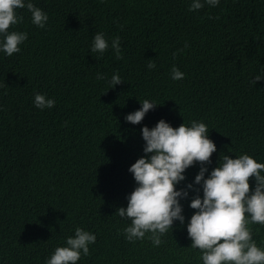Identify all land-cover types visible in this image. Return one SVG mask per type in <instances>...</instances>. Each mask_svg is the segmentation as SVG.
<instances>
[{
  "label": "trees",
  "instance_id": "1",
  "mask_svg": "<svg viewBox=\"0 0 264 264\" xmlns=\"http://www.w3.org/2000/svg\"><path fill=\"white\" fill-rule=\"evenodd\" d=\"M31 2L48 15L45 27L17 9L23 22L9 31L28 38L11 57L0 51V264H46L77 227L96 242L76 264H203L187 232L191 200L203 197L194 184L199 163L176 186L193 184L180 200L184 224L174 221L160 246L150 233L129 242L123 229L131 221L115 213L137 187L129 168L145 156L141 129L162 119L173 128L193 120L207 126L217 151L205 178L223 155L264 163V0L216 7L201 0L197 11H189L193 0ZM99 32L109 43L103 55L91 52ZM173 66L182 80L171 78ZM113 74L123 81L114 88ZM256 76L262 81L253 83ZM37 93L55 106L36 108ZM145 99L157 107L140 124L127 123ZM249 184L251 192L254 178ZM247 227L264 248V226Z\"/></svg>",
  "mask_w": 264,
  "mask_h": 264
},
{
  "label": "clouds",
  "instance_id": "2",
  "mask_svg": "<svg viewBox=\"0 0 264 264\" xmlns=\"http://www.w3.org/2000/svg\"><path fill=\"white\" fill-rule=\"evenodd\" d=\"M220 0H205L212 7L219 5ZM204 7L201 0H193L189 11ZM27 9L31 13L32 23L44 28L48 15L35 7L31 0H0V51L7 56L20 52V47L27 40V33L9 31L10 26L23 22L17 9ZM187 47V44L185 45ZM109 48L104 33H95L91 52L103 55ZM111 48L116 59H122L120 37L112 39ZM177 53H173V57ZM149 70L156 67L154 60L147 64ZM105 77L97 73V79ZM173 80H182L184 74L175 66L171 69ZM256 76L253 83L260 82ZM123 83L119 74H113L110 84L113 88ZM140 110L125 117L127 123L137 125L145 114L157 105L145 99ZM34 106L38 109H51L55 106L53 99L42 94H35ZM145 141V156L139 158L130 168L137 187L127 197V207L119 208L115 214L131 221L123 229L129 242L148 239L154 247L160 246L161 239L173 226L174 221L184 224L181 199L188 197V190H176V186L186 177L183 173L195 163L201 165L195 176L194 184L201 185L203 197L196 195L190 203L195 210L187 225L188 236L192 241L191 248L199 249L203 264H264V248L258 247L252 237L248 224L264 226V163H258L247 154L235 159L229 155L219 158V165L205 178L208 171L204 165L210 164V157L217 151L215 143L208 138V129L203 122L195 120L190 126L183 123L178 128L171 127L163 119L151 130L145 126L141 129ZM250 178L255 180V188L250 192ZM198 192L199 189H196ZM96 242L91 232L77 227L74 236L66 239V246L57 247L46 264H76L83 256H88L89 245Z\"/></svg>",
  "mask_w": 264,
  "mask_h": 264
}]
</instances>
